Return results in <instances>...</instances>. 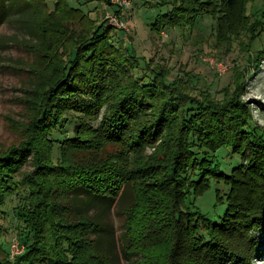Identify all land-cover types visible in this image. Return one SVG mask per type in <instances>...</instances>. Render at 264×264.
Returning <instances> with one entry per match:
<instances>
[{
    "label": "trees",
    "instance_id": "obj_1",
    "mask_svg": "<svg viewBox=\"0 0 264 264\" xmlns=\"http://www.w3.org/2000/svg\"><path fill=\"white\" fill-rule=\"evenodd\" d=\"M40 1L58 13L75 9ZM160 1L152 31L201 29L206 15L217 40L230 33L236 0ZM253 12L263 24L264 4ZM88 19L63 50L24 140L0 147V212L15 195L25 248L0 264H123L116 245L127 264H254L264 254V131L249 106L238 91L223 87L217 99L193 76L170 79L164 66L142 65L131 44L113 41L107 20ZM27 161L34 168L22 173ZM211 179L227 186L217 191L226 205L218 219L194 203ZM126 197L118 243L101 212L79 206Z\"/></svg>",
    "mask_w": 264,
    "mask_h": 264
},
{
    "label": "rangeland",
    "instance_id": "obj_2",
    "mask_svg": "<svg viewBox=\"0 0 264 264\" xmlns=\"http://www.w3.org/2000/svg\"><path fill=\"white\" fill-rule=\"evenodd\" d=\"M67 1L75 9L58 13L53 3L44 4L40 0L34 4L25 0H0L1 148L19 145L24 140L25 128L38 108L39 97L55 77L59 59H65L63 50H68L89 23H93L88 17L98 22L107 20L115 30L113 41L131 44L142 65L148 61L152 66H164L170 79L193 76L197 87L208 89L217 99L222 98L223 87L231 94L238 91L249 106L253 122L264 131V23L256 21L253 12L264 0H236L232 12L227 14L230 22L224 26V32L230 33L221 40L212 32L214 21L206 15L201 19V29L172 27L152 31L157 8L165 6L160 0ZM38 18L44 31L37 28ZM115 18L117 23L113 22ZM33 168L27 161L22 173ZM217 191L223 194L227 186L211 179L210 186L194 197L195 206L212 219H218L226 207L218 201ZM16 198L15 195L9 198L0 212V245L4 249L0 250V258L6 253L9 260L25 250L16 234ZM129 201L126 197L105 208L100 203L92 206L88 200H80L79 206L88 208L93 215L101 212L103 222L118 243L124 230L121 210ZM258 235L264 239V232ZM112 250L127 264L118 252V245ZM253 263L264 264V254Z\"/></svg>",
    "mask_w": 264,
    "mask_h": 264
},
{
    "label": "built area",
    "instance_id": "obj_3",
    "mask_svg": "<svg viewBox=\"0 0 264 264\" xmlns=\"http://www.w3.org/2000/svg\"><path fill=\"white\" fill-rule=\"evenodd\" d=\"M113 22H114V23H117V22H118V20L115 18Z\"/></svg>",
    "mask_w": 264,
    "mask_h": 264
}]
</instances>
